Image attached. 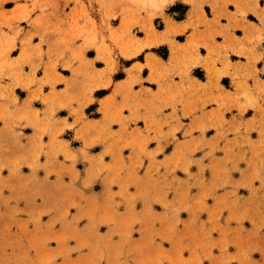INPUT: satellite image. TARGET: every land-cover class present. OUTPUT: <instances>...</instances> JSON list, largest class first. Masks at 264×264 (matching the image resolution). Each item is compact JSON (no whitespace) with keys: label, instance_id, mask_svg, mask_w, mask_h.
I'll list each match as a JSON object with an SVG mask.
<instances>
[{"label":"rangeland","instance_id":"obj_1","mask_svg":"<svg viewBox=\"0 0 264 264\" xmlns=\"http://www.w3.org/2000/svg\"><path fill=\"white\" fill-rule=\"evenodd\" d=\"M217 9L0 0V264H264V72L200 83Z\"/></svg>","mask_w":264,"mask_h":264},{"label":"crops","instance_id":"obj_2","mask_svg":"<svg viewBox=\"0 0 264 264\" xmlns=\"http://www.w3.org/2000/svg\"><path fill=\"white\" fill-rule=\"evenodd\" d=\"M209 2H213L218 5L217 13L219 11H223L222 5H230L232 4L233 10L235 12L234 15H230L229 13H224V15L229 16V20L227 22H221L220 25H216V22L212 23V28L217 32L216 38L214 40L206 41V46L208 48V53L202 54L199 58V62L194 66L202 68L205 70L204 75L206 76L203 81H198L197 78L191 76L190 73L187 74V77L190 79V83L197 85L199 82L201 84H205L207 87L211 88L214 80L213 78L208 77L207 70L211 73L213 70L219 69L221 71L224 69V63L229 60V68L228 72L233 76V74L242 75L244 73H249L252 76L260 77L262 79V73L264 72V0L260 2V0H208ZM255 8L253 5H255ZM197 11H200L199 8H196ZM189 11L188 9L186 17L181 20H174L171 18H167L165 21L164 29L172 30V29H183L186 30V36L183 42H178L174 40L173 44L175 49L177 50V55L174 54L170 57L168 55L166 61L161 60L158 57L155 59H151L153 63L156 65L157 70L153 73H147L146 76H142V80H147L149 76L157 77L159 79L160 70L163 66L170 68L171 71L175 69H179V64L181 63L182 58L180 57V52L184 51L186 46L189 44L188 40L194 39L197 37V33L189 32L187 28V24L189 22ZM244 12L243 15H240L241 12ZM258 14L260 17H257V21H251L247 18V15L250 13ZM211 22V21H210ZM171 41V43H172ZM226 54V56H225ZM222 59L221 62L219 59ZM145 58L141 63L144 66ZM193 66V67H194ZM182 69V67H180ZM216 68V69H215ZM256 74V75H255ZM178 77V76H177ZM223 77L229 78V84L231 86L230 89L223 88L221 80ZM183 78V77H182ZM210 78V79H209ZM253 80V81H254ZM175 78L171 79L169 76L165 78H161L158 81V90L167 88V87H175L173 83H178ZM183 83V81H180ZM179 83V84H180ZM242 83V82H239ZM247 83H250L247 81ZM255 81L253 82V84ZM257 84H259L256 81ZM238 84V83H237ZM218 86L220 89L218 91L221 92L222 95L227 96V93H236L234 91L232 79L228 74H224L220 76L218 80ZM143 87H145L143 85ZM234 93V94H235ZM231 96L233 94H230Z\"/></svg>","mask_w":264,"mask_h":264},{"label":"snow or ice","instance_id":"obj_3","mask_svg":"<svg viewBox=\"0 0 264 264\" xmlns=\"http://www.w3.org/2000/svg\"><path fill=\"white\" fill-rule=\"evenodd\" d=\"M147 45H145V47H146Z\"/></svg>","mask_w":264,"mask_h":264}]
</instances>
